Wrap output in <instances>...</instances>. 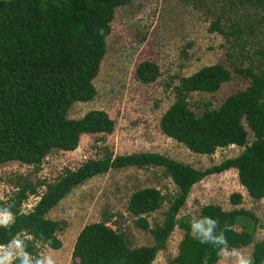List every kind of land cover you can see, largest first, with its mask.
I'll use <instances>...</instances> for the list:
<instances>
[{
	"label": "trees",
	"instance_id": "1",
	"mask_svg": "<svg viewBox=\"0 0 264 264\" xmlns=\"http://www.w3.org/2000/svg\"><path fill=\"white\" fill-rule=\"evenodd\" d=\"M128 1L0 0V164L15 160L37 166L49 150H73L83 133L112 131L113 121L103 110L92 109L78 118H68L66 113L73 102L88 101L95 95L92 79L104 54V39L110 31L114 8ZM237 3L264 10V0H237ZM261 19L237 20L229 26L215 19L208 31L230 40V48L236 47L241 57L247 56L245 46L255 43L254 53L264 61V36L258 42L247 41ZM233 69L248 78L249 85L228 95L217 108L206 109L198 116L187 107L189 92L216 90L230 78V71L212 64L179 77L174 86L175 100L160 116L159 128L193 153L211 155L219 147H243L236 156L196 169L158 152L106 154L73 170L65 169L53 182L26 181L17 187L11 205L0 201V212L14 215V223L0 226V245L29 236L24 250L32 256L38 245L58 249L61 222L46 214L73 187L109 169L157 166L177 190L162 213V221L150 225L147 220L163 202V195L156 188L134 190L126 205L133 225L147 231L152 243L129 247L124 233L106 224L113 213L103 210L99 221L87 223L77 232L71 263L151 264L176 226L183 230V237L177 255L168 264H215L220 258L218 250L211 244H201L193 236L191 218L177 220L176 215L195 183L229 169L235 170L239 185L250 198L257 200L264 196V70L254 71L251 66ZM158 73L157 65L151 61H142L135 68V76L142 83L154 81ZM242 121L253 137L249 144ZM38 185L44 186L43 192L29 210H20L21 202ZM240 201L239 192L229 195L231 204ZM205 216L218 220L215 235L225 224L231 225L232 230L224 232L229 248L251 243L253 227L239 220L253 218L245 209L223 210L219 205L206 204L200 208L198 218ZM236 224L240 225L239 231L234 229ZM250 255L254 264H264V237L253 243ZM22 262L23 257H17L12 264Z\"/></svg>",
	"mask_w": 264,
	"mask_h": 264
},
{
	"label": "rangeland",
	"instance_id": "2",
	"mask_svg": "<svg viewBox=\"0 0 264 264\" xmlns=\"http://www.w3.org/2000/svg\"><path fill=\"white\" fill-rule=\"evenodd\" d=\"M260 18L261 24L252 31L249 42L263 39L264 10L238 4L237 0H129L115 7L110 31L104 39V54L92 79L95 95L88 101L73 102L66 113L68 118H78L92 109L103 110L113 121L112 131L83 133L73 150H49L37 166L15 160L1 163L0 201L11 205L17 187L24 182H53L65 169L73 170L89 159L106 154L158 152L196 169L236 156L243 147H219L211 155L193 153L164 135L159 119L175 100L174 86L179 77L188 76L202 66L220 64L230 71V78L212 92H189L187 107L195 116L217 108L228 95L247 87L249 79L233 68L251 66L254 71L264 70V61L254 53L255 43L246 45L247 56L241 57L236 47L230 48V40L209 32L208 27L215 19L229 26L237 20L253 22ZM142 61L157 65L159 73L154 81L142 83L136 78L135 68ZM242 124L249 144L253 137L244 121ZM143 187L156 188L163 195L161 206L147 216L150 225L160 223L164 209L177 193L161 167L109 169L73 187L47 212L46 217L61 222L57 232L61 246L50 249L38 245L34 260L36 256L51 255L57 264H72L71 249L77 232L85 224L99 221L103 210L113 213L106 224L123 232L129 247L151 244V235L133 225V217L126 209L129 195ZM43 190L44 186H36L35 192L21 202L20 210H29ZM232 192L241 194L237 205L229 202ZM206 204L219 205L223 210L243 208L252 214L253 218H239L242 224L253 227L252 241L235 249L248 255L253 243L264 237V196L257 200L250 198L239 185L234 169L208 175L195 183L176 219H199V210ZM234 229L239 231L240 225L236 224ZM182 237L183 230L175 226L165 248L157 252L151 264H168L177 255ZM10 243L0 251V256L15 252ZM215 264H230V261L220 257Z\"/></svg>",
	"mask_w": 264,
	"mask_h": 264
},
{
	"label": "clouds",
	"instance_id": "3",
	"mask_svg": "<svg viewBox=\"0 0 264 264\" xmlns=\"http://www.w3.org/2000/svg\"><path fill=\"white\" fill-rule=\"evenodd\" d=\"M100 34H103V29H100ZM10 223H14V215L9 211L0 212V226L6 227ZM217 223L218 220L208 216L199 219L191 217L192 234L201 244H211L218 250L217 255L225 261H230V264H254L250 254L246 255L238 249L228 247V240L224 232L231 231V225L225 224L224 229L218 235L214 234ZM30 238L29 236H25L23 239L15 238L10 243V247H14L15 252H6L3 256H0V264H12V261L17 257H23L22 264H57L51 255L36 256L34 260L32 255L25 252V240ZM3 249L4 246L0 245V251H3Z\"/></svg>",
	"mask_w": 264,
	"mask_h": 264
},
{
	"label": "crops",
	"instance_id": "4",
	"mask_svg": "<svg viewBox=\"0 0 264 264\" xmlns=\"http://www.w3.org/2000/svg\"><path fill=\"white\" fill-rule=\"evenodd\" d=\"M226 171H227V170H226ZM49 211H50V210H49ZM49 211H48V212H49Z\"/></svg>",
	"mask_w": 264,
	"mask_h": 264
}]
</instances>
